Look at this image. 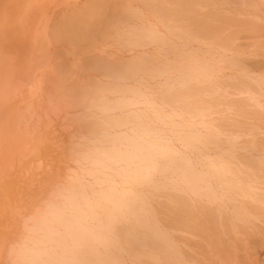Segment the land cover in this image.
<instances>
[{
	"label": "rangeland",
	"instance_id": "rangeland-1",
	"mask_svg": "<svg viewBox=\"0 0 264 264\" xmlns=\"http://www.w3.org/2000/svg\"><path fill=\"white\" fill-rule=\"evenodd\" d=\"M88 1L0 0V264H48L111 191L144 199L172 253L120 237L72 253L88 264H264V0H191L242 23L226 47L164 17L171 0Z\"/></svg>",
	"mask_w": 264,
	"mask_h": 264
},
{
	"label": "bare ground",
	"instance_id": "bare-ground-1",
	"mask_svg": "<svg viewBox=\"0 0 264 264\" xmlns=\"http://www.w3.org/2000/svg\"><path fill=\"white\" fill-rule=\"evenodd\" d=\"M168 1L170 2V0ZM171 1H173L174 6H164L163 9H161L164 17L173 15L176 16L180 22H185V20H187L188 23L193 26L196 33L201 34L202 37L210 38L222 46L226 47L231 41L232 37L236 34V32L243 29L241 26L242 23L236 24L237 21L235 19H232L234 16L228 19L224 15H222V13H219L217 11L205 13L198 10L191 0ZM207 2L208 0H203L204 4H206ZM97 4V0H90L88 1V8H93ZM165 4H167L166 1L161 2L159 5ZM104 25L105 20L103 19L97 21L95 26L96 28H98ZM232 26L235 27V30L229 31L228 28ZM250 27L256 28L258 30H264V28L255 25H251ZM195 106L196 105L192 106L191 109H194ZM221 155L228 156L226 154ZM105 156L124 158L122 157L123 153H117L116 150L107 152ZM243 159L246 160L247 157H243ZM179 161L180 159L171 163H161V165H159L156 161L146 157L144 159V164L141 165V168H139V170H137L143 172L144 170L152 168L161 175H163L162 173L167 174L169 171L173 172L175 169L185 171L184 169L187 168L186 163H178ZM247 161L249 164H253V166H255L257 170H263L261 167H259V163L250 161L248 159ZM214 168L215 169L212 172L215 176L220 175L224 170L229 171L231 174L240 173L236 168H230L223 164L216 165L214 166ZM186 172L188 173V175L194 178L195 174H192V170ZM132 174L134 175V173ZM131 177V179H133L135 178V175ZM105 198L107 204L109 203V205L106 207H99L101 209V213H98V215L93 214V217H96L99 220V223L96 226L95 230L92 231L88 229L78 219H74V221L67 223V235L65 238H68L69 240H71L70 238H72L75 242L71 240L72 244H69L70 241L66 242L61 241V239H57L53 246L54 253L52 259H47L48 264H88V261L85 260L84 262L81 260V258L75 256L72 253H81L83 248H87L88 251L91 252V250H93V246L95 245H101L103 248L111 247V245L117 246L115 244L118 242L117 239H120V237L123 238L122 242L124 244H122L121 246L123 252L138 253L144 246L140 239L141 235L142 237L145 236L150 238H146L149 241L155 240V244L159 245L158 248L160 249L161 253H164V251L167 253H172L168 245V240L164 236H162L161 232L157 228L151 225L152 217L145 214L144 211L146 205L144 203V199L140 195L135 194L133 191L127 193L111 191ZM123 223L124 225H122ZM92 232H94V234ZM91 234L93 236H91ZM76 235L82 236V238L88 237L90 244H81V242H78V238ZM59 253H69L70 258L62 259L61 263H59Z\"/></svg>",
	"mask_w": 264,
	"mask_h": 264
}]
</instances>
